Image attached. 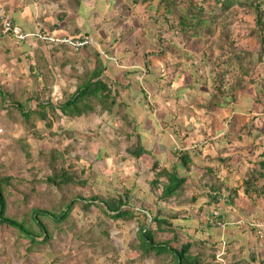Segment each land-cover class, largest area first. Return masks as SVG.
Here are the masks:
<instances>
[{"label":"rangeland","instance_id":"374dc122","mask_svg":"<svg viewBox=\"0 0 264 264\" xmlns=\"http://www.w3.org/2000/svg\"><path fill=\"white\" fill-rule=\"evenodd\" d=\"M3 1L6 5L8 3L9 10L15 5H22L35 11L34 21L37 30L48 29L53 16L61 10L53 0ZM85 2L86 5L76 10L80 25L89 15L93 17V24H97L96 20H100L101 17L91 12L90 0ZM96 2L103 11V2L98 0ZM212 3L213 0H177L173 7L175 13L162 17L161 13L157 12L153 18L151 12L143 5L123 7L122 10L121 8L116 10H119L118 17L113 16L109 20H104L103 24H100L101 27L98 25L95 30L103 31L102 28L109 25L108 27H112L114 31H129V36H140L146 31V35L131 40V44L140 41L165 43L163 45L166 46L167 42L175 41L177 45L183 46L185 43L183 35L180 32L173 34L174 30L178 29V19L191 15L192 22L191 19L194 20L196 13L203 7L205 15H209L207 13L211 9L206 7H210ZM246 8L240 7L235 1L231 8H227L228 14L212 27V33L199 42L202 49L192 42V60L196 61L197 68L196 70L192 68V78L186 68L184 74L187 76L186 80L184 76L175 80L164 79L163 85L168 89L167 92L163 91L155 97L149 96L146 103L129 101L127 107L119 109L115 119H111L104 111L79 117L64 116L60 111H49L51 128L46 126V121L39 119L25 128L22 116L15 108L7 107L8 109L0 114V172L13 177V184L8 187L9 193L6 196L8 215L19 221L26 219L25 224H28L30 223L28 211L34 207L56 208L58 211L61 204L73 195H80L92 201L88 209L80 206L82 201L75 203L61 222L53 223L43 217L42 221L49 233V239L43 244L38 243L31 252L26 251L29 241L19 230L0 224V264H173L171 253L155 255L154 252L145 254L141 251L138 235L141 224L152 228L155 241H168L169 245L176 249L189 242V253L197 254L202 264H214L213 255L218 261L226 264L233 262L264 264V196L256 195L251 199L244 196L242 189L234 194L233 189L243 178L244 170L239 165L237 170L233 166L227 172L228 164L237 161L243 164L247 159L246 155L241 154L226 160L224 157L227 155H215L214 152L210 154V151L204 149L200 152L204 145L212 142L213 138L207 140V137L216 130L215 127L210 128L209 120L218 121L220 118L216 116L211 119L205 116L203 107L210 109L207 106V98L211 96L212 102L218 103L220 99L217 94L221 92L220 88L230 87L231 81L237 76L236 60L233 59L230 65L226 63V57L230 55L229 47H237L235 51L247 57L249 67L254 68L256 65V37L249 34V29L253 26V16ZM0 17H6L8 20V17L11 18L8 14L4 15L3 11H0ZM121 17L125 18L121 20ZM25 19L28 21V16ZM69 19L63 27L76 25V20L72 24ZM222 20L231 21L223 24L220 22ZM15 22L17 32L27 30V27L24 28ZM106 22L108 23L105 24ZM85 23H88V20H85ZM90 35L98 40L96 34ZM7 37L9 44L2 45V52H9L7 47L12 43L19 46V38L13 35ZM95 44V48L102 52L105 50L101 43ZM23 48H26L24 43L17 48L19 55L23 54L19 51ZM29 48L32 47L26 50ZM91 48L90 45L77 51L45 47L44 57L50 59L54 55V62L46 66L47 72L48 69L54 72V78L51 85L45 88L34 82V76L28 70L32 60L24 53L18 64L16 61L11 62L17 64H14L19 71L16 76L11 75L10 69L3 68L6 83L2 85V89L6 97L10 101L13 91L22 89L23 92L21 96L19 95L21 102L27 97H32L27 102L31 107L35 106L33 100L35 95L41 101L49 99L50 103L58 105L74 90L79 81L78 77H81L84 71L92 69L94 56ZM39 53L40 50L35 52L34 59L35 63L41 64L42 61L37 59ZM183 54L191 53L182 51L178 56L184 58ZM210 58L216 59L214 64H217L213 65ZM13 71L15 74V67ZM176 80H179L180 87H176ZM140 97L144 101L143 96L139 95L138 99ZM124 109L130 117L141 124L139 129L144 130L140 131L141 144L150 151L138 159L126 150L134 148L133 142L136 139L134 135L139 134V130H133L132 139L126 140V133L132 132V127L123 122L121 116L125 112ZM260 115L264 117L263 114ZM195 127L197 131L193 133ZM194 134H200L197 138L202 140L193 145ZM219 145L217 146L220 147ZM195 147L200 153L194 152ZM183 149H188L192 160L188 170H177L180 176L185 177L182 191L162 202L159 195L161 182L166 180L165 177L159 176L161 182L156 187L150 181L158 169H172L179 152L175 153ZM57 152L62 156L59 157ZM208 153L211 156L207 155ZM55 154L57 167H64L72 177L74 176L72 183L61 189H56L43 181L50 173L47 162ZM208 156L216 159L210 160ZM216 156L223 157L225 161L220 163ZM155 161L157 164L154 168ZM210 166L216 169L214 177L207 172V167ZM225 177L233 180L225 181L227 188L214 200V195L209 194L207 190L208 185L210 182L218 185ZM263 182V179L259 180V183ZM125 191L128 193V202L123 208L131 207L134 210L133 217L112 218L106 209L105 201L112 197H123ZM250 192L253 193L252 190ZM228 194L233 197L231 200H228ZM24 195L27 201L20 204ZM148 212L151 216L165 217L171 228L163 224L161 230L157 229ZM211 215L215 216L212 219L217 220L216 223L210 219ZM207 221L211 223L209 226ZM33 230L38 234V227H33ZM224 247H227L225 254L222 253ZM252 252L255 260L244 263L243 260L249 259Z\"/></svg>","mask_w":264,"mask_h":264},{"label":"trees","instance_id":"16d2710c","mask_svg":"<svg viewBox=\"0 0 264 264\" xmlns=\"http://www.w3.org/2000/svg\"><path fill=\"white\" fill-rule=\"evenodd\" d=\"M58 4L62 10L57 13L58 19L61 21L64 19L66 15L69 14V11H76L78 7L81 5H86L85 0H54ZM91 2V12L95 15L98 14L101 19L97 24L92 27L94 31V35L98 36V40L93 39L88 31L80 32V31H66L60 28V22H52L49 25L48 29H40L37 31H28L22 29V33H31L28 37L19 40V43H25V45L29 48L27 51L22 50V53L26 55L27 58H30V63L28 70H30L31 74L34 76V82L37 83L40 87L45 88L49 84L51 85L52 80L54 78L51 69H48L47 72V64H52L54 62V55L51 56L50 59L43 56V50L45 47L49 48H63L77 50L85 49L91 45V52L94 56V65L91 70H86L83 72L79 81L76 83L74 90L69 93L64 101H61L58 105H53L50 103L49 99L45 101H41V99L37 98V95L33 96L34 107L29 105L28 100L32 97H27L24 102H21V98L19 97L22 94V89L17 92L14 90L13 95H11V100H8L6 97V93L3 89L0 90V97L2 102L4 103V109L15 108L20 116H22V123L25 128L33 124L36 119L46 121V126L51 128V117L49 111H60L61 115L69 116V117H79L82 115L89 114H100L101 111L107 112L108 116L111 119H115L119 109L121 107H127V104H130L129 101L136 102H148V97L157 94H161L163 91H168L165 89L163 85V80L166 78L181 79L180 76H184L186 73V68H188L189 75L192 78V68L196 70V61L192 60V42L194 44H198L202 41L203 37H208L212 33V27L219 22L220 19H223L228 14V9L231 8L232 4L236 1L237 5L240 7H247L246 10L250 11L253 16V26L249 29V34L256 37V51H255V63L256 65L253 67H249L247 63H250L247 57H244L236 52L237 47L230 46L228 51H230V55L226 57L227 64H232V60H236V64L238 67L236 78L231 81L230 87L220 88V93L217 94L220 101L216 103L212 102L211 96L207 98V106L210 109H205V116L215 118L216 116L220 117V120H225V115L229 112L230 107L232 108V104L237 100L238 91L243 90L246 86L250 84H260V87H264V77H261V72H264V0H213V3L210 7H206L211 9L207 14L204 13V7L198 11L195 15V19H191V15H185L184 17H180L178 19V29L174 33H181L185 39V43L183 46L177 45L175 41L165 43H153V42H143V43H135L131 44V40H137L138 37H142V35H146V31L138 36V35H130L127 30H115L111 27L105 26L103 31L96 29V26H100L103 24L104 20H109L113 16L118 17V12L123 7L131 8L133 5H143L144 8L151 12V18H153L154 14L159 12L162 17L168 14L175 13L173 7L175 6L177 0H98L103 2V11L99 9L97 6V0H90ZM65 7H68L67 9ZM116 8V9H115ZM119 9L118 11H116ZM101 10V11H99ZM116 12H115V11ZM177 11V10H176ZM115 12V13H114ZM101 13H104L103 15ZM5 15V14H4ZM92 16V15H90ZM11 25L16 26L13 19L8 17ZM125 17H121V20ZM157 19V18H156ZM229 21L222 20L223 24H226ZM106 22L105 24H107ZM119 23V19H118ZM2 18L0 17V32L3 36H11L12 34L7 32L3 33L1 30ZM171 27V26H170ZM78 30V29H77ZM80 32V33H79ZM152 34V31H151ZM159 36L158 34H156ZM85 36H90L94 43L84 44L78 48H74L66 43H54L51 42L48 38L55 37L61 38L66 37L71 40L84 38ZM132 38V39H131ZM150 38V36H149ZM95 42L101 43L105 50L102 52L96 46ZM142 42V41H141ZM137 43V44H136ZM171 43V44H169ZM183 44V43H182ZM233 44V40L232 43ZM155 47H154V46ZM200 46V45H199ZM204 46V45H202ZM240 48V47H239ZM200 49L202 47L200 46ZM40 50L39 57L37 59L41 60L42 63H35V52ZM139 50V51H138ZM182 51L188 53L190 51V55L183 54L184 58L178 56ZM20 54V55H23ZM19 55V56H20ZM138 55V56H137ZM18 61L21 60V57L17 58ZM215 60L210 58V62L214 64ZM221 62V61H219ZM47 72V73H46ZM77 75V74H76ZM137 76H142L141 82L143 85H140V80L137 79ZM235 76V75H234ZM170 80L171 82L173 81ZM187 79V76H184V80ZM47 80V82L45 81ZM177 81V82H176ZM175 81L176 87H180L179 80ZM25 86V85H24ZM192 86H194V82L192 81ZM220 86V85H219ZM187 88V87H186ZM149 92H148V91ZM234 90L233 92H230ZM15 94V95H14ZM33 94V93H32ZM139 95L143 96L144 101ZM16 96V97H14ZM21 96V95H20ZM137 98V99H135ZM8 100V101H7ZM6 102V103H5ZM6 104V107H5ZM210 104V105H209ZM8 107V108H7ZM124 113L122 114L123 122L128 125V127H132V132L126 133V140L129 141L132 139L133 130L138 131L139 134L134 135L136 137L133 149H126L127 152L134 156L135 158L141 157L143 154H149L150 151L144 145L141 144V136L140 131H144L143 129H139L141 124L133 117H130L124 109ZM260 120L257 115H253L249 117V120L245 122L243 126L244 131L248 128L247 123L254 124L256 127L262 122H256ZM254 121V123H253ZM258 123V125H257ZM34 126V125H32ZM134 126V127H133ZM195 129V128H194ZM193 129V130H194ZM128 132V131H127ZM35 133V132H34ZM250 133V132H248ZM199 134L192 135V139L197 137ZM210 144L202 145L203 149L208 148ZM202 150L200 152H202ZM177 155V161L172 169L162 168L158 169L155 172V176L150 181L154 187L157 186L161 181H159L160 177H165V181L161 182L160 189V200L164 202L166 199L171 196H176L177 193L183 187V183L185 182V177H182L178 174L177 170L186 171L190 167L191 163V155L188 149H183L181 151H177L175 154ZM198 152V153H200ZM58 156L62 155L60 152H57ZM57 154L51 156L48 160L47 164L50 170V173L47 174L43 181L48 185L54 186L56 189H61L68 183H72L74 180V176L72 175L62 166L56 165ZM208 159H212L209 156ZM226 159L229 157H224ZM223 157L217 156V159L223 163L225 161ZM157 162L155 161L153 166L155 168ZM207 172L212 174L213 177L216 173V169L214 167H207ZM264 180V149L259 153V158L253 162L252 167H246V171L243 174V178L239 181V184L235 186L234 194L237 193L238 190L242 189V193L244 196L248 198H255L256 195L264 196V182L259 183V180ZM13 177L9 174L0 172V224H6L8 226L15 227L19 230L20 234L27 238L29 241V245L26 248V251L31 252V249L37 247L38 243H45L48 237V232L45 224L42 221L43 217L50 219L53 223L61 222L64 220L69 214L72 206L82 201L83 203L80 206L83 209H88L90 202L89 200L84 199L80 195H73L70 197L65 203L61 204V208L57 209H41L34 207L29 209L28 216L30 217V223H26V219H21L20 221L7 214V200L6 196L9 193L8 187L13 184ZM231 178L225 177L220 181L218 185L211 184L208 185L209 194L214 195V200L218 199L219 194L225 190L227 185L225 181L231 182ZM230 185V184H229ZM204 187V185H203ZM250 190L253 191L250 192ZM125 195L123 197L118 196L117 198H109L105 201L106 209L109 212V216L112 218H131L133 217L134 210L128 206V208H123L128 202V193L125 191ZM195 196V195H194ZM192 196L193 198H195ZM208 196V194H207ZM232 196L228 194V200H231ZM233 198V197H232ZM92 200V199H91ZM27 201L26 195L21 198L20 204H24ZM94 201V200H93ZM65 204V205H64ZM160 208V207H159ZM161 210V208H160ZM149 214V212H148ZM150 215V220L155 222L156 228L161 230L162 225L166 224L167 228H171L169 221L164 217L160 218L158 215ZM215 218V216L211 218ZM215 221V219H212ZM207 224H211L207 221ZM33 227H38L39 232L36 234L34 232ZM140 230L138 231L139 235V246L141 251L145 254H149L150 252H154L155 255L171 253L173 256V264H202L199 262L197 254H190L189 247L190 243H184L181 245L180 249H176L169 245L168 241L158 242L153 238L152 228L150 226L146 227L145 224H141ZM17 243H20L17 241ZM225 245V241L223 240ZM221 245V241L219 243ZM221 247V246H220ZM227 247L223 248L222 253H226ZM214 264H226L225 262H220L213 255ZM249 260H255L254 252L250 253L249 259H244L243 262L247 263ZM260 263V260L259 262ZM236 264V262H233Z\"/></svg>","mask_w":264,"mask_h":264},{"label":"crops","instance_id":"0c3cea01","mask_svg":"<svg viewBox=\"0 0 264 264\" xmlns=\"http://www.w3.org/2000/svg\"><path fill=\"white\" fill-rule=\"evenodd\" d=\"M50 1L52 0H48L46 2H50ZM54 2L56 3V1ZM7 5L6 3H4L3 0H0V11H3V14H8L9 16H11L14 23H16L15 21H17L19 24H21L20 26L23 25L24 28L27 27L28 31L37 30L36 22L34 21L35 19L34 14H36L35 11L30 10L29 7L22 6V5H15V7L9 10L8 9L9 5H8V8H7ZM89 5H91V3H89ZM59 8L62 10L61 7ZM65 8L67 9L68 7H65ZM60 11H58L57 13H59ZM57 13L53 16V20L51 22H60L61 29L66 30L68 32L70 31L73 32V30L75 29L76 31H80V32L88 31L90 34L94 33V31L92 30V27L95 24H93V20H92L93 17L91 18L90 15L85 19V20H88V23H85V20H84L80 25L78 21L79 15L76 11H69V14L66 15L64 19L61 21L58 19ZM26 16H28V21L25 19ZM69 17H71L72 19H69ZM67 19L71 20L72 24H73V21L76 20L77 22L76 25H71V27L69 28L63 27L64 23L65 22L67 23ZM98 22L99 20L98 21L96 20V23ZM86 26H90V28ZM9 42L11 41L9 40ZM6 44L7 45L9 44L8 37L1 35V32H0V90L2 89V85L4 86V84L6 83L5 82V72H3V68L5 67L7 69H10L11 75L16 76L19 72L17 70V66H15L19 63L17 58L22 56V55L19 56V53L17 52V48L21 47L22 44L19 43V46H18L17 43L16 44L12 43L7 47L8 48L7 50H9V52H2V45H6ZM25 49H27V46L26 48H23L19 51H22ZM7 53L9 54L7 55ZM15 61L17 64L14 63L15 64L14 65L11 63ZM262 65L264 67V64ZM14 67H15V74H13ZM260 76L264 77V72H261ZM137 79L140 80L139 81L140 85H143L141 82L142 76H137ZM4 110H5L4 103L2 102L1 97H0V114H3ZM260 114L264 115V87L263 88L260 87V84H256V83L250 84L249 83L246 86V88L238 91L237 100L232 104V108L230 107L229 112L225 115L226 116L225 120L223 121L220 120L219 122L209 120L210 122L209 125L211 124L210 128L213 129V127H215L216 130L213 131L214 133H212L211 136L207 137V140L211 138H213V140L212 142H209L210 146L208 148H205L204 150L210 151V154L215 153V155H218V154L223 155V156L227 155L226 157L230 156V158H233V157L236 158L240 156L241 154L246 155L247 157L246 161H243V164L242 163L239 164L237 160H236L237 161L236 163H231L230 165L228 164L229 168L227 167L228 168L227 172H229V170H231L233 166H235L237 170V167L239 165L243 167L242 169L245 172L246 167H252L253 162L259 158V153L264 149V123L262 122V125L260 124L257 127L254 124L247 123L248 128H246L245 131H244L243 126L245 125V122L249 120V117L253 115H257L260 118V120H257L256 122L264 121V117L261 116ZM196 128L197 127H195V129L193 130V133L194 131H197ZM197 137L192 139L193 145L201 142L202 139L201 138L198 139ZM218 144H220L219 145L220 147L217 146ZM194 152H198L196 147L194 149ZM210 154L208 153L207 155H210ZM212 159H216V158L212 157ZM248 162H251V163H248ZM229 186H232V184H230Z\"/></svg>","mask_w":264,"mask_h":264},{"label":"built area","instance_id":"2783aa9c","mask_svg":"<svg viewBox=\"0 0 264 264\" xmlns=\"http://www.w3.org/2000/svg\"><path fill=\"white\" fill-rule=\"evenodd\" d=\"M2 18V25H1V30L3 33H11L13 36L16 38H19V40L24 39L28 37L31 33H22L20 30L17 32V29L15 26L11 25L10 20H8L6 17H1ZM51 42L54 43H66L69 44L70 46L74 48H78L84 44L88 43H93V39L91 37L85 36L84 38H79V39H74L71 40L66 37H61V38H55V37H49L48 38Z\"/></svg>","mask_w":264,"mask_h":264}]
</instances>
